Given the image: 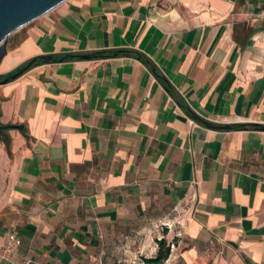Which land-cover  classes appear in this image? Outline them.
<instances>
[{
  "label": "crops",
  "instance_id": "0c3cea01",
  "mask_svg": "<svg viewBox=\"0 0 264 264\" xmlns=\"http://www.w3.org/2000/svg\"><path fill=\"white\" fill-rule=\"evenodd\" d=\"M65 2L6 48L0 77L42 55L126 49L174 95L133 56L0 84L13 126L0 130V249L19 240L0 264H137L159 238L162 264H264V0Z\"/></svg>",
  "mask_w": 264,
  "mask_h": 264
},
{
  "label": "water",
  "instance_id": "95a60500",
  "mask_svg": "<svg viewBox=\"0 0 264 264\" xmlns=\"http://www.w3.org/2000/svg\"><path fill=\"white\" fill-rule=\"evenodd\" d=\"M66 0H0V60L6 52V41L8 37L18 28L45 15ZM69 56V55H66ZM96 53L79 55V58H95ZM50 55L38 57V61L31 59L25 67L14 73H9L0 80V84H6L21 76L28 67H34L51 62ZM21 129L22 126H16Z\"/></svg>",
  "mask_w": 264,
  "mask_h": 264
},
{
  "label": "trees",
  "instance_id": "16d2710c",
  "mask_svg": "<svg viewBox=\"0 0 264 264\" xmlns=\"http://www.w3.org/2000/svg\"><path fill=\"white\" fill-rule=\"evenodd\" d=\"M96 53V57L95 58H112V57H117V56H133L137 59H139L140 61H142L143 63H145L146 65H148V67L150 68V70L153 72V74L161 80L162 84L164 85L165 89H167L172 95L173 91L170 87V85L168 84V82L166 81L165 78H163L155 69V67L153 66V64L146 58L144 57L142 54L135 52V51H131V50H126V49H118V50H103V51H97ZM69 55V56H66ZM75 58H79V55L76 54H64V55H59L58 57L52 56L51 61L56 62V61H63V60H67V59H75ZM34 59L35 61H38V57H34L31 58ZM30 59V60H31ZM28 60L27 62H25L23 65L17 67L16 69H14L13 71L9 72V73H14L15 71H17L18 69L25 67L27 65V63L30 61ZM30 67H28V69H30ZM27 69V70H28ZM9 73H7L6 75L0 77L1 79L5 78ZM180 102V101H179ZM188 113L195 119H198L191 111H189L187 109ZM203 124L207 125V126H211V127H216V128H221V129H233V128H246L248 126L251 127H255V128H261L262 126L257 125V124H231V125H217V124H212V123H208L205 121H202L201 119H199ZM13 128L12 125H5V126H1L0 125V130H7ZM157 245H158V251L155 257L152 258H145L143 259V264H162L163 261L167 258L168 254H169V247L170 245L167 244L166 245V240L164 238L158 239L157 240Z\"/></svg>",
  "mask_w": 264,
  "mask_h": 264
},
{
  "label": "rangeland",
  "instance_id": "374dc122",
  "mask_svg": "<svg viewBox=\"0 0 264 264\" xmlns=\"http://www.w3.org/2000/svg\"><path fill=\"white\" fill-rule=\"evenodd\" d=\"M69 1V0H67ZM66 2H63V4ZM39 19V18H38ZM37 21L34 20L33 22ZM33 22H30L29 24H26L20 28H18L17 30H15L7 39L6 41V48H9L13 45V43L15 41H17L19 38H21V36L23 35V32L25 31L26 27L30 24H32ZM10 139L7 138L6 135H3L2 137H0V142H8ZM3 163L0 162V226L6 221V219L8 218V213L10 211V209L7 207V205L4 202V194H5V188H6V170L4 169ZM167 241H166V247H167ZM171 247H169L170 249ZM141 258V259H139ZM143 258L142 257H138V259H136V263L137 264H143Z\"/></svg>",
  "mask_w": 264,
  "mask_h": 264
},
{
  "label": "built area",
  "instance_id": "2783aa9c",
  "mask_svg": "<svg viewBox=\"0 0 264 264\" xmlns=\"http://www.w3.org/2000/svg\"><path fill=\"white\" fill-rule=\"evenodd\" d=\"M179 226H182V223L180 221H176ZM168 230L172 229L173 224L171 223H165L163 225ZM176 235H180V230L176 231ZM161 239V238H159ZM19 244V240L16 236L15 231H10L6 235V243L5 245L0 249V257H3L5 254H9L12 252L13 248Z\"/></svg>",
  "mask_w": 264,
  "mask_h": 264
},
{
  "label": "bare ground",
  "instance_id": "6f19581e",
  "mask_svg": "<svg viewBox=\"0 0 264 264\" xmlns=\"http://www.w3.org/2000/svg\"><path fill=\"white\" fill-rule=\"evenodd\" d=\"M10 62V61H9Z\"/></svg>",
  "mask_w": 264,
  "mask_h": 264
}]
</instances>
